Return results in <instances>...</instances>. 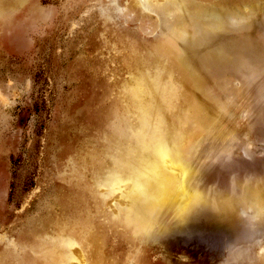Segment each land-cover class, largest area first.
I'll list each match as a JSON object with an SVG mask.
<instances>
[{
    "label": "rangeland",
    "instance_id": "1",
    "mask_svg": "<svg viewBox=\"0 0 264 264\" xmlns=\"http://www.w3.org/2000/svg\"><path fill=\"white\" fill-rule=\"evenodd\" d=\"M114 1L0 0V244L23 237L38 209L46 217L63 205L60 162L102 141L99 114L122 99L141 62L137 43L169 39L159 9L146 12L163 28L149 36L116 18ZM170 1L196 13L182 46L167 55L193 53L204 73L201 80L191 68L184 83L155 81L151 90L179 110L175 117L194 116L203 128H191L204 134L183 158L198 203L190 200L186 220L173 227L174 211L159 214L152 255L163 264H264V0ZM197 83L199 108L184 99Z\"/></svg>",
    "mask_w": 264,
    "mask_h": 264
},
{
    "label": "bare ground",
    "instance_id": "2",
    "mask_svg": "<svg viewBox=\"0 0 264 264\" xmlns=\"http://www.w3.org/2000/svg\"><path fill=\"white\" fill-rule=\"evenodd\" d=\"M169 1H114L115 17L124 22L134 20L140 33L149 36L163 28L159 19L146 12L159 9L168 22L169 39L136 42L134 53L141 62L125 78L122 99L110 102V111L99 114L97 122L105 124L100 133L102 141H86L75 157L60 162L69 188L63 192V205L48 207L46 217L41 213L44 208L38 209L23 237L2 239L0 264H163L152 255L150 236L162 233L160 213L170 215L174 211L173 227L186 220L187 203L199 200L187 186L190 175L183 158L191 138L204 134L196 126L191 128H203L194 116L175 117L179 110L170 105L164 108L151 90L155 81L163 85L184 83L191 68L199 71L201 80L204 73L193 53L167 55L169 49L182 46L192 13H196ZM106 40L113 41L109 37ZM116 83L121 87V82ZM203 93L201 83L193 84L190 97L184 99L194 101L199 108ZM205 113H201L203 119ZM70 170L74 172L66 176ZM114 194L116 198L109 201ZM117 198L119 203H115Z\"/></svg>",
    "mask_w": 264,
    "mask_h": 264
}]
</instances>
